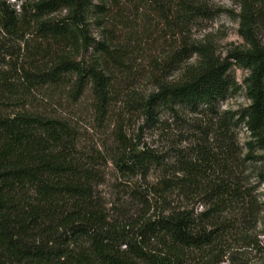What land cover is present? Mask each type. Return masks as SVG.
Masks as SVG:
<instances>
[{
    "label": "rangeland",
    "instance_id": "374dc122",
    "mask_svg": "<svg viewBox=\"0 0 264 264\" xmlns=\"http://www.w3.org/2000/svg\"><path fill=\"white\" fill-rule=\"evenodd\" d=\"M3 1L17 14L23 3L29 10L40 2ZM165 1L167 18L154 0H93L83 26L93 45L104 46L107 54L84 46L75 53L68 46L54 47L53 57L73 52L78 60L102 64L110 94L104 107L92 85L77 98L71 78L57 86L27 89L20 68H30L31 53L46 46L32 33L18 40L0 31V76L7 84L5 89L30 92L28 99L5 103L3 110H25L70 125L76 136V153L95 173V196L109 222L119 230L136 233L141 223L163 212L187 210L197 215L208 210L206 184L228 179L242 190L244 199L217 216L219 223L228 226L222 245L213 250L216 257L196 252L186 264H205L207 260L214 261L212 264H264V153L258 144L249 145L254 140L238 121L240 112L250 105L245 84L249 72L230 58L235 50L248 47L241 34V0ZM98 6L105 11L101 13ZM67 15V10H61L42 17ZM256 31L264 43V27ZM198 49L228 60L237 83L219 102L218 118L206 111L177 109L171 113L163 108L156 123L148 121L147 98L162 85L182 83L188 71L197 69L201 60L195 53ZM38 57L52 63L44 52L37 62ZM225 117L231 120L223 129L219 122ZM205 152L213 156V164H205ZM191 168L201 170L202 177L183 188L184 173ZM163 180L172 182L170 189L163 188Z\"/></svg>",
    "mask_w": 264,
    "mask_h": 264
},
{
    "label": "trees",
    "instance_id": "16d2710c",
    "mask_svg": "<svg viewBox=\"0 0 264 264\" xmlns=\"http://www.w3.org/2000/svg\"><path fill=\"white\" fill-rule=\"evenodd\" d=\"M154 1L167 18V1ZM241 3V34L248 47L235 50L230 58L249 72L245 84L250 105L240 112L238 121L254 140L249 145L258 144L264 153V43L256 31L264 27V0ZM92 7L93 0H40L29 10L23 3L21 14H17L0 0V31L18 40L32 33L46 46L31 53L30 68H20L27 89L57 86L71 78V82L75 80L73 94L77 98L92 85L104 107L110 94L102 64L96 60L88 64L74 55L80 46L107 54L104 46L93 45L83 26ZM98 7L101 13L105 11L104 6ZM61 10H67L68 15L58 19L42 17ZM67 46L74 53L51 56L54 47ZM40 52L50 55L52 63L40 57L37 62ZM195 53L201 59L197 69L188 71L182 83L162 85L147 98L148 121L156 123L163 108L171 113L177 109L206 111L218 118L219 102L237 87L230 74L231 65L207 50ZM4 81L1 77L0 264H186L196 252L216 257L217 251L213 250L222 243L228 229L217 216L244 199L242 190L228 179L210 180L206 184L210 209L197 215L187 210L163 212L141 223L136 233L126 228L119 230L109 222L95 196V173L76 153V136L70 125L62 119L25 110L5 113V103H21L30 92L6 91ZM230 120L225 117L220 127L227 128ZM202 159L205 164L214 162L207 152L202 153ZM193 171L191 168L184 173L183 188L202 177L201 170ZM161 184L165 189L172 186L169 180ZM213 262L207 260L205 264Z\"/></svg>",
    "mask_w": 264,
    "mask_h": 264
}]
</instances>
